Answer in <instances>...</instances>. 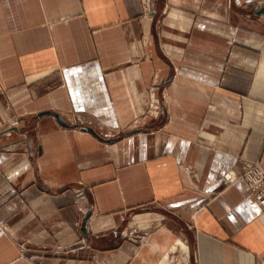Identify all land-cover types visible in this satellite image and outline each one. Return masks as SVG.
<instances>
[{
  "label": "crops",
  "instance_id": "1",
  "mask_svg": "<svg viewBox=\"0 0 264 264\" xmlns=\"http://www.w3.org/2000/svg\"><path fill=\"white\" fill-rule=\"evenodd\" d=\"M248 160L264 0H0V264H264Z\"/></svg>",
  "mask_w": 264,
  "mask_h": 264
},
{
  "label": "built area",
  "instance_id": "2",
  "mask_svg": "<svg viewBox=\"0 0 264 264\" xmlns=\"http://www.w3.org/2000/svg\"><path fill=\"white\" fill-rule=\"evenodd\" d=\"M237 180H244L256 195H264V169L259 161H245L240 172H235L232 177L227 174L223 175L221 182L224 185H228ZM75 193L76 203L85 198V193L81 187L76 188ZM55 251L58 252L57 249Z\"/></svg>",
  "mask_w": 264,
  "mask_h": 264
},
{
  "label": "water",
  "instance_id": "3",
  "mask_svg": "<svg viewBox=\"0 0 264 264\" xmlns=\"http://www.w3.org/2000/svg\"><path fill=\"white\" fill-rule=\"evenodd\" d=\"M45 113H51L53 115H55V117L57 118V120L60 122V123H63L62 119H61V116L58 114V113H55V112H52V111H47ZM44 114V113H43ZM91 130V129H90ZM85 221H86V218H85Z\"/></svg>",
  "mask_w": 264,
  "mask_h": 264
},
{
  "label": "bare ground",
  "instance_id": "4",
  "mask_svg": "<svg viewBox=\"0 0 264 264\" xmlns=\"http://www.w3.org/2000/svg\"><path fill=\"white\" fill-rule=\"evenodd\" d=\"M229 175L230 177H232V174H235V172L234 171H231V170H229V171H227L226 173H224L223 175ZM222 175V176H223ZM82 200V199H81ZM82 201H84V200H82ZM165 253V252H164Z\"/></svg>",
  "mask_w": 264,
  "mask_h": 264
},
{
  "label": "rangeland",
  "instance_id": "5",
  "mask_svg": "<svg viewBox=\"0 0 264 264\" xmlns=\"http://www.w3.org/2000/svg\"><path fill=\"white\" fill-rule=\"evenodd\" d=\"M136 125H138V124H136ZM248 161H249V160H248ZM225 173H226V172H225ZM76 188H79V187H76ZM76 188H75V189H76ZM75 194H76V193H75Z\"/></svg>",
  "mask_w": 264,
  "mask_h": 264
}]
</instances>
